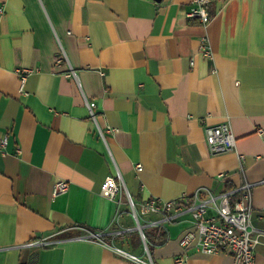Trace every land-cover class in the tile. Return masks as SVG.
<instances>
[{
	"label": "crops",
	"instance_id": "1",
	"mask_svg": "<svg viewBox=\"0 0 264 264\" xmlns=\"http://www.w3.org/2000/svg\"><path fill=\"white\" fill-rule=\"evenodd\" d=\"M189 1L0 0V264H136L76 236L124 229L132 234L113 244L142 255L127 194L138 205L244 181L254 259L264 264V0H210L205 26L186 15ZM204 36L212 59L200 51ZM23 68L32 71L20 89ZM84 97L96 102L99 126L114 128L106 142ZM221 122L235 148L212 154L204 126ZM109 175L121 183L115 199L99 192ZM57 179L68 189L52 196ZM139 222L164 233L145 237L154 264L182 254L183 264H236L228 251L179 245L193 225L181 206ZM40 238L55 243L26 245Z\"/></svg>",
	"mask_w": 264,
	"mask_h": 264
},
{
	"label": "built area",
	"instance_id": "2",
	"mask_svg": "<svg viewBox=\"0 0 264 264\" xmlns=\"http://www.w3.org/2000/svg\"><path fill=\"white\" fill-rule=\"evenodd\" d=\"M210 0H190L186 15L197 19L204 26L211 20L212 14L208 8ZM2 8L0 9V13ZM200 51L206 58L212 59V51L204 36L201 38ZM192 63V61H191ZM31 68L18 70L20 78V89ZM69 75H75V71L70 68ZM89 119L94 124L96 134L106 142V136L114 131V128L107 126L102 128L96 120V102L84 97ZM261 136L264 133L261 128L257 129ZM205 141L210 153L219 154L235 148V136L228 122H221L215 125L204 126ZM7 143V136L0 141L1 147ZM115 166V164H114ZM136 170L142 169L141 164H135ZM115 176L119 181L121 174L115 166ZM219 173L218 177H223ZM68 189V181L57 179L51 190V195L55 196L64 193ZM100 194L108 199H115L121 192V183L118 184L113 176H106L100 185ZM129 212L136 225H141L139 216L147 213H160L163 219L170 218L171 210L176 206L183 207L189 212L192 219V228L186 230L179 238L178 243L184 249L195 247L198 251L209 254L220 252H230L236 264H256L254 259V245L256 238L254 228L250 222V212L252 210V191L249 182H242L238 186L225 189L218 193H213L208 188L199 187L190 196H179L170 200H160L159 198H149L138 205L127 194ZM156 224V222H153ZM124 229H103L98 231L86 230L79 236L78 240L95 242L112 249L115 253L123 255L136 264H154L151 252L146 243L145 234L139 230L140 238L143 241V254L136 255L124 251L113 244L112 239L121 235ZM109 238V239H108ZM54 240L47 238L33 239L26 243L28 246H49L54 244ZM186 255L176 256L174 264H183Z\"/></svg>",
	"mask_w": 264,
	"mask_h": 264
},
{
	"label": "trees",
	"instance_id": "3",
	"mask_svg": "<svg viewBox=\"0 0 264 264\" xmlns=\"http://www.w3.org/2000/svg\"><path fill=\"white\" fill-rule=\"evenodd\" d=\"M143 232L145 234L146 239L149 241L153 240V242L154 241L160 242L162 239H164V233L160 229H157V228L147 229V228H145V229H143ZM130 234H132V233L121 234L120 237L130 236ZM152 234H153V239L151 237ZM131 242H132V244H139V243H135L136 241L134 239H131ZM147 245H148V248L151 252V246H149V244H147Z\"/></svg>",
	"mask_w": 264,
	"mask_h": 264
},
{
	"label": "water",
	"instance_id": "4",
	"mask_svg": "<svg viewBox=\"0 0 264 264\" xmlns=\"http://www.w3.org/2000/svg\"><path fill=\"white\" fill-rule=\"evenodd\" d=\"M134 229H136V230H138V231H139V230H142V226L139 225V224H138V225H135Z\"/></svg>",
	"mask_w": 264,
	"mask_h": 264
}]
</instances>
